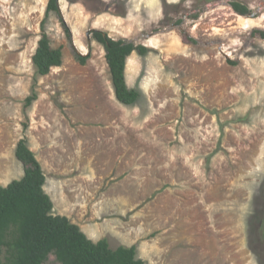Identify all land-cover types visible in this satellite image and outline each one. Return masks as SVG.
<instances>
[{
    "label": "rangeland",
    "instance_id": "obj_1",
    "mask_svg": "<svg viewBox=\"0 0 264 264\" xmlns=\"http://www.w3.org/2000/svg\"><path fill=\"white\" fill-rule=\"evenodd\" d=\"M49 1L0 0V186L23 176L25 137L53 213L92 241L147 264H264V0H58L63 63L40 76ZM95 30L149 49L127 59L135 104Z\"/></svg>",
    "mask_w": 264,
    "mask_h": 264
},
{
    "label": "trees",
    "instance_id": "obj_2",
    "mask_svg": "<svg viewBox=\"0 0 264 264\" xmlns=\"http://www.w3.org/2000/svg\"><path fill=\"white\" fill-rule=\"evenodd\" d=\"M230 5L239 15L249 12L238 1ZM56 11L57 0H50L41 24V38L32 57L40 76L50 74L63 63L62 50L51 46L45 30L49 14ZM260 34L264 38V32ZM92 36L104 46L117 101L126 106L135 104L140 93L127 84V59L133 53L145 56L149 49L130 41L115 40L101 31H92ZM77 58L85 65V57ZM34 99L35 96L27 98L26 108ZM15 156L23 164L24 174L0 186V264H45L50 256L59 264H147L137 257L136 246L112 249L107 239L94 242L66 216L53 213L54 204L44 190L46 176L25 137L19 140Z\"/></svg>",
    "mask_w": 264,
    "mask_h": 264
},
{
    "label": "water",
    "instance_id": "obj_3",
    "mask_svg": "<svg viewBox=\"0 0 264 264\" xmlns=\"http://www.w3.org/2000/svg\"><path fill=\"white\" fill-rule=\"evenodd\" d=\"M57 4H58V0H57ZM58 11L60 12L59 5H58ZM248 15L251 16V17H254L255 13H249Z\"/></svg>",
    "mask_w": 264,
    "mask_h": 264
}]
</instances>
